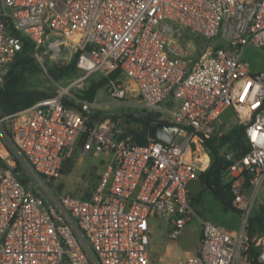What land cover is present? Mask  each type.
<instances>
[{"label":"built area","instance_id":"2783aa9c","mask_svg":"<svg viewBox=\"0 0 264 264\" xmlns=\"http://www.w3.org/2000/svg\"><path fill=\"white\" fill-rule=\"evenodd\" d=\"M178 28L202 37L200 51L174 38ZM218 35L223 44L211 43ZM23 39L39 61L43 47L53 57L67 48L83 75L14 113L0 109V264H264V232L247 228L255 201L264 206V71L242 59L245 47H264V0H0V89ZM113 73L112 97L126 96L129 79L144 109L167 113L157 119L177 126L170 143L120 137L69 92ZM229 107L245 119L248 149L220 153L232 160L231 202L244 223L231 231L200 220L194 255L156 257L150 219L169 223L175 242L196 215L189 183L211 164L201 141L221 135ZM79 141L110 158L88 196L56 192L50 183Z\"/></svg>","mask_w":264,"mask_h":264},{"label":"rangeland","instance_id":"374dc122","mask_svg":"<svg viewBox=\"0 0 264 264\" xmlns=\"http://www.w3.org/2000/svg\"><path fill=\"white\" fill-rule=\"evenodd\" d=\"M174 38L179 39L182 45L189 46L195 49V51H200L199 49L202 47V37L199 39V36L193 35V33L184 28L175 29ZM213 42H220L223 44V39L218 35L213 38L211 43ZM44 49L45 47L41 49L43 53L40 55L41 61L34 56L40 69L26 72L24 75L25 88L53 94L59 86L67 87L73 82H76L78 78L83 75L80 69H76L70 74H63L60 77L51 75L48 72L49 69L67 66L74 60L75 55L67 48H64L58 56L53 57L50 52L44 53ZM242 59L250 64L252 70L264 71V47H245L242 53ZM100 79L101 75L91 74L83 81L74 83L70 87L69 92L71 95L81 98L83 90L86 89L89 83L93 80L98 81ZM122 81L128 85V91L123 99L112 97L109 92V87L106 84L95 94L91 108L93 122L110 118L115 130L119 134L125 132L128 127L136 126L133 122L127 123L125 121V115L132 114L141 116L148 112L143 108L133 82L129 79H122ZM176 104L178 105L179 102L177 101ZM163 107L171 108V105L163 103ZM149 113L158 117H167L166 112ZM239 120L245 123L239 109L236 107L227 108L217 121L218 132L223 134L226 130L238 124ZM226 149L228 151L227 145ZM109 158L110 155L103 152L93 153V151H90L88 153H83L81 141H79L75 144L70 157H68L63 164L65 170L67 167H69L70 170L63 173L60 172L58 177L54 178L50 185L56 192L83 196L91 190L100 173L105 168ZM22 177L23 176L20 178L22 179ZM223 182H230V175L224 176ZM201 189H203V185L198 177L190 181V200L196 215L184 226L180 237L175 242L167 241V231L170 227L169 223L157 217H152L150 219V243L151 249L156 257L166 254V257L183 258L187 256L186 252H193L200 239V220H209L226 230L240 231L245 220L242 213L239 210L231 208L225 209L220 200L215 197L209 189H204L198 193ZM263 207L264 206H261V202L257 199L248 218L258 214Z\"/></svg>","mask_w":264,"mask_h":264},{"label":"trees","instance_id":"16d2710c","mask_svg":"<svg viewBox=\"0 0 264 264\" xmlns=\"http://www.w3.org/2000/svg\"><path fill=\"white\" fill-rule=\"evenodd\" d=\"M199 39L201 38L199 37ZM39 69L40 66L34 57L32 44L28 40L23 39L22 48L11 63L10 69L5 78L4 86L0 89V109L2 114L6 115L14 113L19 109L32 105L39 99L49 97L54 94L29 90L24 87L25 73L29 71H37ZM76 69L78 68L76 66V58H74V60L67 66L55 67L53 69H49L48 72L55 77H60L63 74H70ZM115 76L116 73H113L109 77L101 76V79L98 81H91L86 89L83 90L81 98L92 102L97 91L104 85L108 84V80L110 78H114ZM64 103L67 106L78 105L77 102L70 97H66L64 99ZM124 117L127 123L133 122L136 126L128 127L125 132L120 134V137L129 136L135 143L140 145L148 142V127L150 125L158 122L168 123L166 120L157 119L158 116L149 112H146L141 116L128 114ZM244 129V121L239 120L238 124L226 130L223 134H216L210 139H204L201 141L205 151L211 157V164L208 169L198 173L197 177L203 185V189L199 190L198 193L204 189H209L213 195L220 200L225 209L231 208L237 210L233 207L231 202L232 194L230 191V183L223 182V173L225 171L227 172L232 160H227L220 153V150L223 146L227 145L228 151L232 153L233 159H237L244 155L248 149ZM218 166L220 168L216 170ZM69 170V167L65 170L64 165L61 168L62 173ZM189 193L191 195L190 190ZM88 194L89 192L85 194V196H88ZM247 228L250 234L264 232L263 208H261L258 214L248 218Z\"/></svg>","mask_w":264,"mask_h":264},{"label":"water","instance_id":"95a60500","mask_svg":"<svg viewBox=\"0 0 264 264\" xmlns=\"http://www.w3.org/2000/svg\"><path fill=\"white\" fill-rule=\"evenodd\" d=\"M177 132V126L168 123H155L148 127V136L152 139L162 140L165 143H170ZM220 168L219 166L216 170ZM227 172L223 173L226 176Z\"/></svg>","mask_w":264,"mask_h":264},{"label":"crops","instance_id":"0c3cea01","mask_svg":"<svg viewBox=\"0 0 264 264\" xmlns=\"http://www.w3.org/2000/svg\"><path fill=\"white\" fill-rule=\"evenodd\" d=\"M198 243H199V241L197 242V245H196V247H195V249H194L193 252H186V255H187V256L194 255V254L197 252V246H198ZM159 256H161V257H165V258H171V257H166V254H165V255L162 254V255H159Z\"/></svg>","mask_w":264,"mask_h":264},{"label":"bare ground","instance_id":"6f19581e","mask_svg":"<svg viewBox=\"0 0 264 264\" xmlns=\"http://www.w3.org/2000/svg\"><path fill=\"white\" fill-rule=\"evenodd\" d=\"M203 160H204V163L208 161V155L206 153H203ZM202 166H205V164H202Z\"/></svg>","mask_w":264,"mask_h":264}]
</instances>
